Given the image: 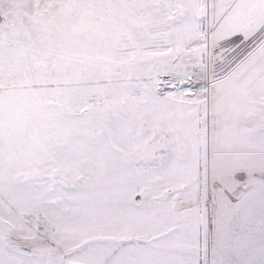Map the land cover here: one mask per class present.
<instances>
[{
	"label": "snow or ice",
	"instance_id": "6c2138e0",
	"mask_svg": "<svg viewBox=\"0 0 264 264\" xmlns=\"http://www.w3.org/2000/svg\"><path fill=\"white\" fill-rule=\"evenodd\" d=\"M0 264H264V0H0Z\"/></svg>",
	"mask_w": 264,
	"mask_h": 264
}]
</instances>
